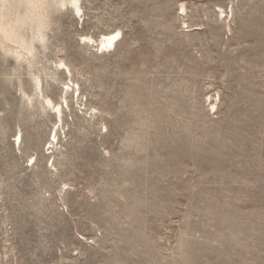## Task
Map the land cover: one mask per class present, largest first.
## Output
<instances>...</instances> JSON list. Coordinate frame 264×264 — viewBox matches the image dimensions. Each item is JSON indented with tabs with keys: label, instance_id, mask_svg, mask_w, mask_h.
Returning a JSON list of instances; mask_svg holds the SVG:
<instances>
[{
	"label": "rangeland",
	"instance_id": "rangeland-1",
	"mask_svg": "<svg viewBox=\"0 0 264 264\" xmlns=\"http://www.w3.org/2000/svg\"><path fill=\"white\" fill-rule=\"evenodd\" d=\"M60 5L63 124L0 47V264H264V0Z\"/></svg>",
	"mask_w": 264,
	"mask_h": 264
},
{
	"label": "clouds",
	"instance_id": "clouds-1",
	"mask_svg": "<svg viewBox=\"0 0 264 264\" xmlns=\"http://www.w3.org/2000/svg\"><path fill=\"white\" fill-rule=\"evenodd\" d=\"M58 2V0H57ZM54 0H0V44L5 54L25 70L33 84L59 72V61L47 67L51 46ZM11 48V52L6 50ZM37 95L39 93L37 92Z\"/></svg>",
	"mask_w": 264,
	"mask_h": 264
},
{
	"label": "bare ground",
	"instance_id": "bare-ground-1",
	"mask_svg": "<svg viewBox=\"0 0 264 264\" xmlns=\"http://www.w3.org/2000/svg\"><path fill=\"white\" fill-rule=\"evenodd\" d=\"M59 4H62L64 7L69 8V9L73 10L74 12L76 11L77 14L80 16V18H82L84 13H83L82 5H81V0H60L58 2H57V0H54L53 5H58L59 6ZM181 6H182V8L184 10L186 9L185 6H183V5H181ZM117 33L119 35L116 37V39L115 40L111 39V37H113ZM121 38H122V31L120 29H117L115 31L108 32V33H103L102 36H101V39L97 43V48H98V50L100 49L101 51H104V52L110 51V50H115V48H116L117 44L120 42ZM84 40L87 41L88 43L96 42L94 40V38L91 37V36H84ZM0 47L2 49L4 48V46L2 44H0ZM6 51L7 52H11L12 49L8 48ZM61 64H63L65 67L61 68L60 67ZM59 68L61 70L64 69V68H67L69 74H71L70 68L61 59L59 60ZM71 82H73V81L71 80ZM71 90L73 92L75 91L74 87L71 86L70 84H68L65 88L62 89L63 96L61 98L63 99V101L62 102H55L51 97H49V96H47L46 94L43 93V84L41 85V82L38 80L35 83L34 96L33 97L28 96V95L26 96L27 97V104L29 106H31V105H33V101L37 100V102L41 105L43 110H49V112L51 114H53L54 117H56V120L59 119V122H61L63 124V118L62 117H63V111H64V103H66L67 106H69V104H68V95H69V92ZM37 92L39 93V95H37ZM73 97H74V95H73ZM50 104H51V106H50ZM211 105H214V103H211ZM56 108H59L60 112L55 111ZM18 133H19V135H16L17 138L14 140L15 146L16 145H20L21 142H22L21 132H18ZM55 141H57V131L55 132L54 140L53 141L51 140L50 143L52 145H54ZM58 143H59V141L57 142V144ZM52 147L54 148V146H52Z\"/></svg>",
	"mask_w": 264,
	"mask_h": 264
},
{
	"label": "snow or ice",
	"instance_id": "snow-or-ice-1",
	"mask_svg": "<svg viewBox=\"0 0 264 264\" xmlns=\"http://www.w3.org/2000/svg\"><path fill=\"white\" fill-rule=\"evenodd\" d=\"M62 6H63V5L61 4L60 7H62ZM118 35H119L118 33L115 34L113 37H111V39L115 40L116 37H117ZM102 50H103V49H102ZM60 67L63 68V67H65V66H64L63 64H61ZM77 94H79V93L77 92ZM50 106H51V104H50ZM55 111L60 112V109H59V108H56Z\"/></svg>",
	"mask_w": 264,
	"mask_h": 264
}]
</instances>
